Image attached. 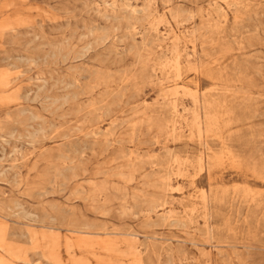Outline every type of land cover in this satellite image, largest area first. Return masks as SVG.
Here are the masks:
<instances>
[{
  "label": "rangeland",
  "instance_id": "obj_1",
  "mask_svg": "<svg viewBox=\"0 0 264 264\" xmlns=\"http://www.w3.org/2000/svg\"><path fill=\"white\" fill-rule=\"evenodd\" d=\"M0 264H264V0H0Z\"/></svg>",
  "mask_w": 264,
  "mask_h": 264
},
{
  "label": "bare ground",
  "instance_id": "obj_2",
  "mask_svg": "<svg viewBox=\"0 0 264 264\" xmlns=\"http://www.w3.org/2000/svg\"><path fill=\"white\" fill-rule=\"evenodd\" d=\"M163 66V65H162ZM159 67V66H158ZM194 99V98H193ZM26 110V109H25ZM166 218V217H165ZM74 225V224H73ZM36 261V260H35Z\"/></svg>",
  "mask_w": 264,
  "mask_h": 264
}]
</instances>
